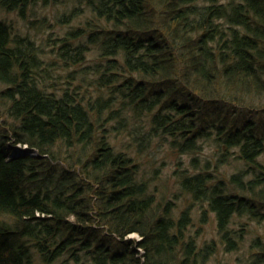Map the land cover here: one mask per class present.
Returning a JSON list of instances; mask_svg holds the SVG:
<instances>
[{
	"label": "trees",
	"instance_id": "1",
	"mask_svg": "<svg viewBox=\"0 0 264 264\" xmlns=\"http://www.w3.org/2000/svg\"><path fill=\"white\" fill-rule=\"evenodd\" d=\"M52 1L0 9L42 29L26 11ZM70 1L60 21L83 22L55 44L79 84L43 77L34 43L0 19V264L208 263L188 208L175 215L153 164L151 180L140 172L161 151L188 156L179 195L207 204L233 251V215L264 221V0ZM253 245L264 264V237Z\"/></svg>",
	"mask_w": 264,
	"mask_h": 264
},
{
	"label": "rangeland",
	"instance_id": "2",
	"mask_svg": "<svg viewBox=\"0 0 264 264\" xmlns=\"http://www.w3.org/2000/svg\"><path fill=\"white\" fill-rule=\"evenodd\" d=\"M52 1V0H50ZM74 6V2L67 0L62 3L53 4V1L44 5L38 3L28 8L27 18L30 20L41 21L46 19V25L40 29L36 26L32 28L28 20H23L19 17L16 12H7L0 9V19L6 20L9 24L13 26V33L20 36L21 38H28L35 45V49L39 54V60L41 67H47V72H41L42 76L49 78V80H57L59 85L69 84V81H75L79 84L81 82V75H76L73 73L71 68H68V61L63 62L57 54V49L59 46L55 44V41L63 36L71 28L78 27L83 20L81 18H72L68 23H62L60 20L65 14L70 16V11ZM98 55L96 51L87 54V64L93 65L95 57ZM63 67L68 69H63ZM72 72V73H71ZM58 77V78H56ZM73 77V78H72ZM6 86L0 84V91ZM0 99V146L5 143V120L3 113L5 109L1 104ZM201 143V142H200ZM10 145V142H7ZM172 154V153H171ZM205 156L212 155V150L206 147L203 150ZM147 157V156H146ZM178 165V159L176 156L169 154V152L161 151L152 152L147 158L140 160V172L147 179H152L154 172L150 170V163L156 167L159 171L161 178L157 182H152L151 184L157 185L159 189L163 190L167 198L173 199L176 202L177 208L175 209V215H180V212L187 209L191 219L189 220L190 225L187 228V235L194 237L197 241L199 248L206 246L214 247V254L209 258L208 263L205 264H252L251 261L255 256L250 255L251 249L257 250V245H253L255 241L262 240L264 237V221L261 220H249L247 216L240 217L238 215L232 216V221L229 225L230 230L242 233L238 244L235 246L233 251H227V246L222 241L220 237L218 224L216 221V216L214 212H211L207 208V204L196 203L188 198H183L179 193H181L180 188L176 185V174L180 170L185 169L189 165L188 156L183 158L180 157V163ZM167 162V163H166ZM166 163V164H165ZM238 165V163L236 162ZM236 164L232 166H223L221 171L224 172H234ZM228 173V174H229ZM192 204H194L192 206ZM128 239L140 240L141 237L137 234H131ZM242 239V240H241ZM255 255V253H254ZM253 256V257H252Z\"/></svg>",
	"mask_w": 264,
	"mask_h": 264
}]
</instances>
